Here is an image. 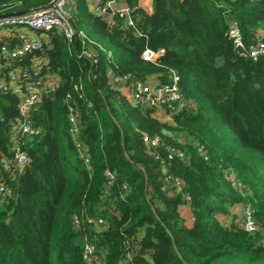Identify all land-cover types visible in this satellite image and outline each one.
Segmentation results:
<instances>
[{"label":"trees","instance_id":"1","mask_svg":"<svg viewBox=\"0 0 264 264\" xmlns=\"http://www.w3.org/2000/svg\"><path fill=\"white\" fill-rule=\"evenodd\" d=\"M52 1L0 0V14ZM139 1L127 3L140 37L123 23L110 29L87 0H71L74 26L113 53L112 62L102 56L91 73L88 62L77 60L76 44L70 48L57 31L42 52L5 70L31 73L41 62L42 74L59 81L30 113L39 134L22 138L28 157L22 170L11 142L20 99L0 93V185L6 189L0 264H83L86 242L103 255L102 264H264V56L254 60L247 52L264 42V0H152L151 14ZM234 27L243 48L235 49L229 36ZM147 48L165 55L146 62ZM170 71L185 102L176 114L131 104L109 81L116 75L167 83ZM69 105L80 112L89 167L70 135ZM144 134L161 138L154 150L160 159ZM107 171L116 175L110 189ZM169 175L182 181V191L165 183ZM248 209L253 233L245 229ZM96 219L103 221L100 229L92 225Z\"/></svg>","mask_w":264,"mask_h":264},{"label":"built area","instance_id":"2","mask_svg":"<svg viewBox=\"0 0 264 264\" xmlns=\"http://www.w3.org/2000/svg\"><path fill=\"white\" fill-rule=\"evenodd\" d=\"M87 2L91 13L105 21L110 29L116 28L119 23H123L126 29L135 31V34L139 37L143 36L137 30V19L134 15V9L128 5L127 0H87ZM139 3L140 7H142L141 0ZM144 10L148 14H151L152 6L148 5V9ZM74 23V10L71 0H55L52 8L35 11L21 17L0 19V40H12L11 43L7 41L0 45V93H11L20 99V116L15 121L11 138L12 151L15 155V166L20 170L28 164L27 155L21 151L22 138L25 136L32 138L39 134V131L34 127L30 119V113L40 101L41 96L55 88L59 79L53 75L42 74L41 62L34 64L31 73L28 70L16 69L6 74L4 73L5 70L13 62L22 61L33 53L42 52L50 33L54 31H57L65 38L70 48L76 44L78 48L76 54L77 60L88 62L91 68L90 73L93 68L100 65L102 56H105L108 62H112L113 53L93 41L84 30L77 29ZM229 36L235 49L243 48L241 34L237 27L229 31ZM247 52L254 60L264 56V42L260 41L255 45L249 46ZM164 55V50L153 51L147 48L142 52L141 58L146 62L157 64ZM109 81L113 86L122 87V95L126 96L131 104L140 108L155 111L161 109L170 114H176L185 106L179 89V78L173 71L168 73L167 83L159 81L137 82L132 81L131 76L121 77L116 75L110 76ZM129 81L131 86L125 88L124 84H127ZM75 91L81 94L82 88L76 85ZM67 99H71V96H67ZM67 110L71 138L79 150L84 164L86 167H89L90 158L87 157L84 151L85 147L80 141L78 128L80 112L74 105H69ZM142 139L147 149L155 155L156 159H160L154 150L161 146V138L159 136L151 137L148 134H144ZM199 152L204 156L205 160H208L203 148H200ZM174 153L175 150L172 149L170 154ZM179 156L183 158L182 153ZM228 180L234 186H241L237 183L234 175H228ZM164 181L167 185H172L179 192L183 189V183L178 178L169 175L165 177ZM115 182V173L107 171L106 189L112 188ZM4 194H6V189L1 184L0 195ZM87 221L91 223L90 220L87 219ZM73 222L78 227L82 223L78 217H75ZM92 225L95 229H100L103 221L96 219ZM245 229L250 233L256 231L253 212L250 209L247 210L245 215ZM103 258V255L97 252L96 247L92 243L86 242L83 251V264H102ZM145 258L147 259L148 256L146 255Z\"/></svg>","mask_w":264,"mask_h":264},{"label":"water","instance_id":"3","mask_svg":"<svg viewBox=\"0 0 264 264\" xmlns=\"http://www.w3.org/2000/svg\"><path fill=\"white\" fill-rule=\"evenodd\" d=\"M54 1L50 2L47 5L41 6L39 8H36V9H27V10L17 11L15 13L2 14V15H0V19L10 18V17H21V16H24V15L33 13L35 11L49 9V8H52L53 7Z\"/></svg>","mask_w":264,"mask_h":264},{"label":"rangeland","instance_id":"4","mask_svg":"<svg viewBox=\"0 0 264 264\" xmlns=\"http://www.w3.org/2000/svg\"><path fill=\"white\" fill-rule=\"evenodd\" d=\"M149 1L150 0H141V4H142V7L144 8V9H148V4H149ZM105 49L107 48V49H109V44L108 43H106V42H102V44H101Z\"/></svg>","mask_w":264,"mask_h":264},{"label":"crops","instance_id":"5","mask_svg":"<svg viewBox=\"0 0 264 264\" xmlns=\"http://www.w3.org/2000/svg\"><path fill=\"white\" fill-rule=\"evenodd\" d=\"M148 5H149V6H152V0L149 1V4H148Z\"/></svg>","mask_w":264,"mask_h":264}]
</instances>
